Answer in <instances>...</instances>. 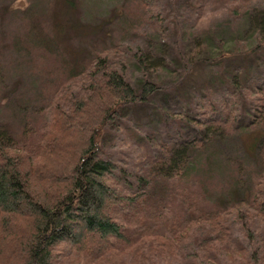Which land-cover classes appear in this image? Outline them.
<instances>
[{"label": "trees", "instance_id": "16d2710c", "mask_svg": "<svg viewBox=\"0 0 264 264\" xmlns=\"http://www.w3.org/2000/svg\"><path fill=\"white\" fill-rule=\"evenodd\" d=\"M7 1L0 8L15 0ZM140 1L145 25L159 31L158 2ZM209 1L227 15L234 37L229 50H222L224 39H216L218 47L198 37L191 63L212 65L215 75L192 107L158 106L179 123L174 136L158 141L125 120L165 87L153 79L164 63L154 66L155 46L146 53L142 42L121 56L118 45L79 51L69 73L35 84L30 99L19 93L0 106V264H61L67 257L81 264H202L234 238L226 212L244 205L264 217V0H195L197 22ZM76 6L41 0L29 9L24 33L0 60V96L19 76L29 77L25 49L49 71L60 56L49 38L62 41L72 31ZM120 128L143 137L136 170L105 147ZM229 135H238L262 168L252 178L243 160H232L229 177L251 180L249 194L215 204L202 177L216 161L212 147ZM254 259L259 264L256 253Z\"/></svg>", "mask_w": 264, "mask_h": 264}, {"label": "rangeland", "instance_id": "374dc122", "mask_svg": "<svg viewBox=\"0 0 264 264\" xmlns=\"http://www.w3.org/2000/svg\"><path fill=\"white\" fill-rule=\"evenodd\" d=\"M40 1L15 0L9 8H0L1 61L4 56L7 57L8 51L13 52V49L10 50V40L15 35L20 36L24 33L25 24L22 18L33 5ZM156 2H158L159 9H156L155 13L161 12L164 19L157 20L161 27L159 31L153 32L144 23L143 5L140 0H77V14H75L77 21L72 31L62 41L49 38L52 49H59V58L50 60L49 71L42 73L40 57H37L34 51L25 49L26 58L30 59L27 70L29 77L16 78L8 90L0 96V106L13 102L14 97L19 93L22 97L30 99L35 95L32 93L35 84L43 87L46 81L50 83L49 81H55L64 73H69L73 64L78 62H74L72 55H77L79 51L88 50L89 53L91 49L104 50L118 45V54L121 56L129 51L138 52L136 47L142 42V48L146 53L150 51V47L155 46L157 54L153 59L154 66L164 63L166 68L157 66L158 77L153 79L165 87L145 107L129 111L131 120L129 115L125 117V120L127 119L130 125L139 127L143 133L158 141L174 136L175 128L179 123L168 121L169 116L166 115V111L159 109L158 106L165 110L174 109L173 112L183 104L192 107L200 95L203 84L215 75L212 65L202 62L191 63V58L197 51L194 47L198 37L207 41L215 40L213 43L218 47L219 40L224 39L222 50H229L228 45L234 35L229 29L227 15L218 10L219 6L212 5L210 1L199 22L196 21V12L191 7L195 0H156ZM155 19L158 18L155 17ZM31 26L34 27V24ZM116 62L118 63V60ZM238 62H243V60H235L233 64ZM128 69L132 78L139 76L135 68L128 66ZM6 114V118H10L8 112ZM113 133L114 136H108L106 139L107 151L123 166L136 170V165L140 164L142 159L140 155L139 157L136 155L134 150L139 149L137 140H143L142 135L133 128H120L119 131H112ZM212 149L215 150L216 161L211 160L214 163L213 167L208 168V171H211H205L202 177L209 180L207 187L212 196V202L225 205L230 201L247 198L251 180L233 183L229 177V171H234L232 160H243L245 172L254 178L262 168L261 161H259L261 158L256 155L248 158L247 147L238 135L227 136L216 143ZM226 214L228 221L232 224L234 238L230 240L228 247L218 245V249L215 246L216 254H211L208 260L201 261V263L253 264L254 253H256L259 264H264V217L254 208L244 205ZM242 214L243 219L240 220L239 216ZM61 264L81 263L77 259L67 257L62 260ZM90 264H98V262Z\"/></svg>", "mask_w": 264, "mask_h": 264}]
</instances>
